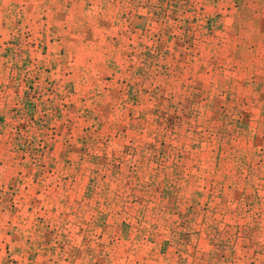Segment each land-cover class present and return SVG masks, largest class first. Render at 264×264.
I'll return each instance as SVG.
<instances>
[{
  "label": "rangeland",
  "instance_id": "rangeland-1",
  "mask_svg": "<svg viewBox=\"0 0 264 264\" xmlns=\"http://www.w3.org/2000/svg\"><path fill=\"white\" fill-rule=\"evenodd\" d=\"M0 264H264V0H0Z\"/></svg>",
  "mask_w": 264,
  "mask_h": 264
}]
</instances>
